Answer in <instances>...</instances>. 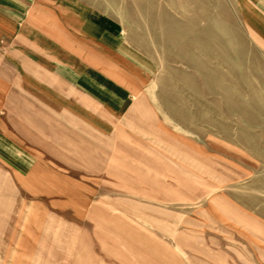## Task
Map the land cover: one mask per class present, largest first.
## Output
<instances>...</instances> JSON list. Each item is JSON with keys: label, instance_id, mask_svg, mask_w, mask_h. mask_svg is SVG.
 <instances>
[{"label": "rangeland", "instance_id": "obj_1", "mask_svg": "<svg viewBox=\"0 0 264 264\" xmlns=\"http://www.w3.org/2000/svg\"><path fill=\"white\" fill-rule=\"evenodd\" d=\"M94 3L152 75L79 120L2 74L0 264H264V45L229 0Z\"/></svg>", "mask_w": 264, "mask_h": 264}, {"label": "crops", "instance_id": "obj_2", "mask_svg": "<svg viewBox=\"0 0 264 264\" xmlns=\"http://www.w3.org/2000/svg\"><path fill=\"white\" fill-rule=\"evenodd\" d=\"M229 2L237 23L264 45V0ZM6 71L15 102L26 89L33 103L79 120L122 112L153 72L121 22L94 0H0V121ZM22 153L30 152L0 127V157L20 171L31 161Z\"/></svg>", "mask_w": 264, "mask_h": 264}]
</instances>
